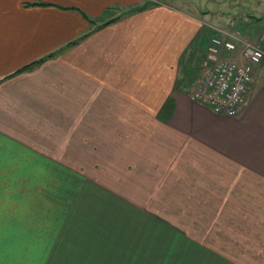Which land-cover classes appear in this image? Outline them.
Instances as JSON below:
<instances>
[{
  "label": "crops",
  "instance_id": "crops-1",
  "mask_svg": "<svg viewBox=\"0 0 264 264\" xmlns=\"http://www.w3.org/2000/svg\"><path fill=\"white\" fill-rule=\"evenodd\" d=\"M180 4L0 0V264H264V60L194 101Z\"/></svg>",
  "mask_w": 264,
  "mask_h": 264
},
{
  "label": "built area",
  "instance_id": "built-area-1",
  "mask_svg": "<svg viewBox=\"0 0 264 264\" xmlns=\"http://www.w3.org/2000/svg\"><path fill=\"white\" fill-rule=\"evenodd\" d=\"M203 57V73L189 95L215 113L237 116L246 104L264 50L240 30L211 25Z\"/></svg>",
  "mask_w": 264,
  "mask_h": 264
},
{
  "label": "rangeland",
  "instance_id": "rangeland-1",
  "mask_svg": "<svg viewBox=\"0 0 264 264\" xmlns=\"http://www.w3.org/2000/svg\"><path fill=\"white\" fill-rule=\"evenodd\" d=\"M181 6L201 19V39L208 42L211 25L240 30L244 37L257 42L264 50V0H180ZM214 1L215 3H209ZM207 47V46H206ZM205 49L187 55L190 63L192 86L203 73ZM264 60V58H263ZM191 97V96H190ZM194 100V99H193ZM196 101V100H194ZM197 102V101H196ZM199 103V102H198Z\"/></svg>",
  "mask_w": 264,
  "mask_h": 264
},
{
  "label": "trees",
  "instance_id": "trees-1",
  "mask_svg": "<svg viewBox=\"0 0 264 264\" xmlns=\"http://www.w3.org/2000/svg\"><path fill=\"white\" fill-rule=\"evenodd\" d=\"M43 60H44V59H42L41 61H40V60H37V61H35V62L31 63V64H28V65H26L25 67H23L22 69H20V70L17 71V72H20V71H23V70L31 69V68H33L37 63H41ZM17 72H16V73H17Z\"/></svg>",
  "mask_w": 264,
  "mask_h": 264
}]
</instances>
